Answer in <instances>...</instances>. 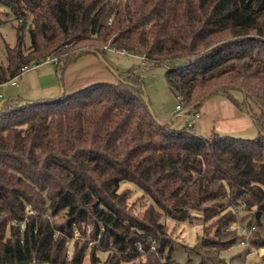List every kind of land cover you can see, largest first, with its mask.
<instances>
[{
  "label": "trees",
  "instance_id": "trees-1",
  "mask_svg": "<svg viewBox=\"0 0 264 264\" xmlns=\"http://www.w3.org/2000/svg\"><path fill=\"white\" fill-rule=\"evenodd\" d=\"M0 5L21 20L32 17L29 48L24 49L25 24L16 44L4 45L0 87L25 65L57 59L62 74L81 58L97 56L88 49L104 61L114 50L166 66L181 113L200 114L220 92L240 111L247 105L258 109L252 117L256 138L217 132L204 138L151 114L144 79L135 70L117 73L116 83H93L60 99L3 103L0 264H85L87 258L89 264H181L174 260L175 241L164 216L183 223L199 213L201 244L221 249L245 238L231 228L238 206L262 224L264 0H0ZM123 183L150 198L143 215L129 205ZM251 244L264 248V237ZM98 252L107 253L103 263Z\"/></svg>",
  "mask_w": 264,
  "mask_h": 264
},
{
  "label": "rangeland",
  "instance_id": "rangeland-1",
  "mask_svg": "<svg viewBox=\"0 0 264 264\" xmlns=\"http://www.w3.org/2000/svg\"><path fill=\"white\" fill-rule=\"evenodd\" d=\"M7 12L10 11L3 5H0V20L3 21V24L0 26V62L3 65L6 63L4 52L5 43L14 46L17 41V30L24 24L26 25L22 32L24 49L29 48L31 44L27 29L32 21L31 15L28 14L24 20H21L13 13ZM105 58L106 63L114 70V76L115 74L117 75V73L135 70L136 74L143 77L151 109L160 121H163V114H166V116L171 113H175L174 116L178 115L176 114L178 113V111H176V105L179 104V101L167 84L165 78L166 66H155L146 62V67L144 66L142 68L143 70H140L142 61L140 57L114 50H109ZM102 64V66L107 67L103 61ZM147 67H150V69L145 71ZM143 73H146V76H143ZM116 78H118V76ZM18 81L19 78L17 82ZM0 90L2 95H4L5 91H8V88L3 85L0 87ZM233 95L240 102L244 101V95L241 92L235 91ZM3 100L4 98H0V104ZM235 110L236 108L227 99L224 93L220 92L213 95L207 100L205 109H201V117L195 124L194 132L204 138H209L213 132L242 139L256 138L258 136V129L252 117L253 114L258 113V109L254 105H252V107L247 105V110L241 111L243 115L242 118L235 117ZM172 119L173 117L171 120ZM188 120L189 115H182L174 122V127L183 128L187 125ZM123 190L129 191V205L132 206L136 214L140 216L143 215L149 206H151L152 202L150 198L143 194L136 186L130 183H123L121 191ZM236 210H238L236 216L237 220L236 223L232 225V229H237L239 234L243 237L247 236L245 233L249 234L248 236L251 242L253 239L264 237V219L261 225H257L251 214L243 211L242 206H238ZM195 214L197 215L196 218H193L192 221L183 223L173 221L166 216L162 218V222L168 226L175 241L176 250L173 257L176 262L181 264H226L227 260H229L230 264H264L259 255L252 251L251 247L247 245L238 243L229 249L204 247L200 242L204 223L202 219L198 217L201 215L199 213ZM253 226L256 227V230L249 233ZM72 243L73 242L68 246L69 255L72 252ZM97 255L101 263L107 258V253L98 252ZM85 264H89L88 258Z\"/></svg>",
  "mask_w": 264,
  "mask_h": 264
},
{
  "label": "crops",
  "instance_id": "crops-1",
  "mask_svg": "<svg viewBox=\"0 0 264 264\" xmlns=\"http://www.w3.org/2000/svg\"><path fill=\"white\" fill-rule=\"evenodd\" d=\"M102 61L98 56L88 55L81 58L75 64L68 66L62 74L58 71L57 62L42 63L20 76L18 86L12 87L6 85L8 91H5V94L2 95L4 100L0 105L10 99L16 98H22L28 101L54 100L61 96L63 90L64 93L71 94L97 82L116 83L118 78H116V74V77L114 76V70L110 69L106 63L107 67L102 66ZM144 66L146 67V64L143 65L141 61L140 67L143 68ZM148 69L150 67H147L145 71H148ZM142 75L146 76V73ZM176 98L178 99V97ZM206 103L207 101L204 103L203 109H205ZM178 105H176V111H178ZM174 114H168V117L166 114H163V121L161 122L171 123L182 116L181 111H178L176 113L178 115L176 116ZM234 114L237 118L243 117L238 108H236ZM172 117L173 119L171 120Z\"/></svg>",
  "mask_w": 264,
  "mask_h": 264
},
{
  "label": "built area",
  "instance_id": "built-area-1",
  "mask_svg": "<svg viewBox=\"0 0 264 264\" xmlns=\"http://www.w3.org/2000/svg\"><path fill=\"white\" fill-rule=\"evenodd\" d=\"M140 59L142 60V64H143V65L146 64V59H145L144 56L140 57ZM54 61L57 62V59H51V58H48L47 60L44 61V63L54 62ZM35 67H36V66L33 65V64L22 66V67L20 68L19 72L17 73V76L14 77V78L9 79V80H8L6 83H4L3 85H4V86L9 85V86H12V87H16V86H18V82H17L18 78H19L20 76H22L24 73H26V72L32 70V69L35 68ZM3 85H2V86H3ZM0 98H2V94H1V92H0ZM178 101H179V102L181 101L179 97H178ZM177 110H178V111L181 110V105H180V104L177 106ZM199 118H200V114H196V113H195V114H191V115H189V120H188V123H187L186 126L189 127V128H193V129H194L195 124H196V122L198 121ZM254 230H256V227H252L249 233H252ZM89 231H90V230H88V232H89ZM245 235H247V236H245V239H243V241L241 242V244H242V245L250 246V247H251V250L254 251L256 254H258L260 258H262V256L264 255V248H257V247H255V246H253V245L251 244V241L249 240V236H248L249 234H246V233H245ZM76 236H78L77 233H76ZM152 250H155V248L152 247ZM263 263H264V262H263Z\"/></svg>",
  "mask_w": 264,
  "mask_h": 264
},
{
  "label": "water",
  "instance_id": "water-1",
  "mask_svg": "<svg viewBox=\"0 0 264 264\" xmlns=\"http://www.w3.org/2000/svg\"><path fill=\"white\" fill-rule=\"evenodd\" d=\"M86 51H88V52H90V53H93V54L97 55L98 57H100V58L102 59V57L99 56L98 53H97L94 49H88V50H86ZM102 60H103V59H102ZM103 62L106 63L104 60H103ZM63 94H64V90L62 91V94H61V96H60L58 99H60V98L62 97ZM213 94H214V92L212 91L211 93L207 94V95L205 96L204 99L210 97V96L213 95ZM2 105H3V104H2ZM2 105H0V109L2 108ZM150 112H151V114H154L153 111H152V109H150ZM186 113H187L186 111H185V112H182V115H185ZM227 262L229 263V260H227Z\"/></svg>",
  "mask_w": 264,
  "mask_h": 264
}]
</instances>
